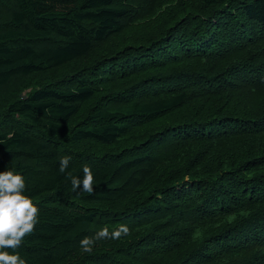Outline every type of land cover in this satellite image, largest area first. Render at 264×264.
I'll return each mask as SVG.
<instances>
[{"label": "trees", "instance_id": "16d2710c", "mask_svg": "<svg viewBox=\"0 0 264 264\" xmlns=\"http://www.w3.org/2000/svg\"><path fill=\"white\" fill-rule=\"evenodd\" d=\"M6 170L26 264H264V0H0Z\"/></svg>", "mask_w": 264, "mask_h": 264}, {"label": "clouds", "instance_id": "9594fccd", "mask_svg": "<svg viewBox=\"0 0 264 264\" xmlns=\"http://www.w3.org/2000/svg\"><path fill=\"white\" fill-rule=\"evenodd\" d=\"M71 157L60 158L59 172L66 173ZM83 178L67 173L66 179L71 181L72 191L93 192L94 175L87 164L82 166ZM39 209L26 194V184L22 175L13 170L0 172V264H26L18 249L23 239L33 233L38 223ZM130 234V228L121 224L111 233L107 226L98 231L94 238L81 240V251L90 252L98 240H118Z\"/></svg>", "mask_w": 264, "mask_h": 264}, {"label": "water", "instance_id": "95a60500", "mask_svg": "<svg viewBox=\"0 0 264 264\" xmlns=\"http://www.w3.org/2000/svg\"><path fill=\"white\" fill-rule=\"evenodd\" d=\"M25 96V95H24Z\"/></svg>", "mask_w": 264, "mask_h": 264}]
</instances>
